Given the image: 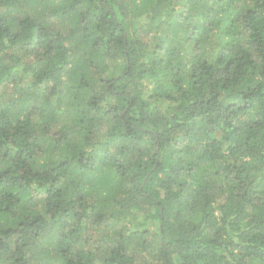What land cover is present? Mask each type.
I'll return each instance as SVG.
<instances>
[{
	"label": "trees",
	"instance_id": "16d2710c",
	"mask_svg": "<svg viewBox=\"0 0 264 264\" xmlns=\"http://www.w3.org/2000/svg\"><path fill=\"white\" fill-rule=\"evenodd\" d=\"M0 264H264V0H0Z\"/></svg>",
	"mask_w": 264,
	"mask_h": 264
}]
</instances>
